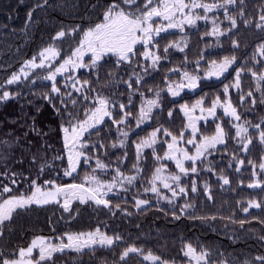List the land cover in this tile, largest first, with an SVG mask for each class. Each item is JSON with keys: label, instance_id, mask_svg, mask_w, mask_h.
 Returning <instances> with one entry per match:
<instances>
[{"label": "trees", "instance_id": "trees-1", "mask_svg": "<svg viewBox=\"0 0 264 264\" xmlns=\"http://www.w3.org/2000/svg\"><path fill=\"white\" fill-rule=\"evenodd\" d=\"M44 2L47 4L42 8H35ZM109 2L0 0V85H3L0 94L5 90L10 93L8 100H0V188L8 185L13 189L3 196L30 195L32 181L44 188L50 187L46 181L59 186L70 183L86 186L90 182H85V178L95 177L99 182L114 185L111 194L104 195L106 191L100 193L109 202L108 206L74 202L67 212L56 203L18 209L11 221L0 226L3 232L0 235V253L10 258L19 248L29 246L36 237L51 239L57 234L87 233L101 227L111 237L119 236L121 239L109 247L55 253L54 264H160V261L197 264L184 255L188 245L196 249L197 254L208 253L207 264H261L256 257L264 256V171L259 168V164L264 163V144L259 141V132L264 130V103L260 102L264 99V81L259 82L257 90V81L251 72H264V57L257 52L259 45L264 44V29L256 27L261 23L260 15L264 14V0H244L243 4L237 0L235 5L214 8L207 13L202 8L192 10L194 16L206 15L208 19H199L195 25L185 23L177 31L153 37L147 50L160 57L155 67L151 60L143 58L145 48L139 45L136 48L141 54L133 57L131 63L105 56L95 68L85 67L57 75L56 83L61 92L57 97L51 93L52 82L44 77L67 58L77 46L80 34L66 35L60 40L53 37L60 30L67 33L76 26L84 30L95 24L102 18ZM198 2L223 4L224 0ZM132 7L134 10L135 6ZM241 10L243 16L240 15ZM227 16L236 19L235 28ZM213 21L219 29L228 26L231 29L227 34L214 35ZM245 21H248L247 25ZM233 41L238 46H234ZM50 45L60 52L51 68L46 63L44 68L25 69L27 78L21 76L16 83H6L13 73L19 74L25 62L33 56L39 63V52ZM232 56L236 60L221 78H201L210 64ZM238 71L240 87L236 88ZM185 73L197 78L196 89L173 97L168 89L178 84ZM73 78L82 83L87 80L88 84L83 87L76 85L81 89L77 92L71 87ZM225 86H228L227 95ZM249 91L253 93L251 97L247 95ZM46 94L53 97L55 106L48 102ZM85 96L88 99H84ZM97 97L109 101L112 118L104 117L102 123L85 133L86 147L79 150L88 159L80 160L76 171L65 176L64 172L69 167L62 131V127L68 126L66 113H73V123L83 120L86 112L90 113L98 106ZM217 97L221 102L230 100L237 109L238 123L247 129L242 136L252 141L246 151L241 138L236 136L234 122L217 110L214 118L198 124L196 139L199 143L202 137L215 135L216 126L220 125L225 131V142L210 148L195 162L196 173H180L171 160L162 159L164 163L153 164L154 173L161 167L170 176L181 177L179 184L187 192V195L182 194V199L176 182L172 180L170 185L177 192L176 196L160 182L161 188L157 193L145 183L141 184L139 179L129 185L113 184L106 174L111 166L108 157L112 158L113 167L122 172L127 162L122 163L121 159L134 160L137 145L148 139L157 128L160 132L156 143L141 148L139 152L155 150L164 153L167 150L164 142L171 140L170 136L163 134L164 130L174 135L184 131L185 142L180 146H187L186 141L191 134L186 130L182 106L191 107L202 101V107L208 109ZM61 100L65 103L62 104ZM72 100L76 101L75 105ZM150 100L156 101V105L137 127L140 109L142 106L146 108ZM120 104L125 105L123 112ZM125 112L131 114L124 124L112 122V119L122 118ZM257 124L260 128L254 127ZM124 132L127 136L122 135ZM187 149L195 151V146H187ZM97 160L105 165L103 169L97 167ZM239 160L243 161V170L232 175L231 170ZM191 164V161H186L185 167ZM251 168H258L259 188L248 187L252 183ZM221 177H226L229 183L224 184ZM13 179L15 184H12ZM193 184L196 192L191 191ZM137 200L147 203L137 206ZM184 200L189 207H178L177 204ZM250 201H255L260 207H249ZM129 246L142 249V254L130 253L121 260V254ZM149 252L160 257V261L144 260V255ZM200 264H205V261Z\"/></svg>", "mask_w": 264, "mask_h": 264}, {"label": "snow or ice", "instance_id": "snow-or-ice-1", "mask_svg": "<svg viewBox=\"0 0 264 264\" xmlns=\"http://www.w3.org/2000/svg\"><path fill=\"white\" fill-rule=\"evenodd\" d=\"M237 0H224L223 4H207L198 2V0H142L141 3H138V0H110V2L105 7L102 18L98 22L88 26L86 29L81 30L79 26H76L70 29L67 33L65 30H60L53 37L54 40H60L66 35H72L73 33H79V39L77 41V46L71 51L66 59L59 64L58 67H55L50 74L44 77L45 80L52 82L51 84V93L56 94L57 97L61 95L60 88L57 87L56 77L57 75L63 74L65 71H68L69 68H85L93 67L95 68L99 61L106 55L111 54L118 58V62L131 63L132 58L140 53V50L136 48L137 44L144 46L145 50L142 55L145 60H151L152 66L155 67L157 62L160 60V57L155 55L153 52L147 50V46L152 42L153 35H159L162 31H166L167 28L177 27L183 23L194 24L196 20L204 19L207 20L208 17L205 15L203 17L196 15L193 16L189 13H185V9L202 8L205 13L212 11L214 8L225 7L226 5H235ZM240 3L243 4L244 0H240ZM135 6L134 10L133 7ZM177 14L182 17L180 20H176ZM240 15L243 16V11L241 10ZM31 16V13H29ZM154 18H161L165 21H168L167 28L164 26L154 27ZM227 19L231 22L233 28L236 27V19L232 16H227ZM259 20L261 23H257L256 27L258 29H264V14L260 15ZM248 21H245L247 25ZM213 34H223L221 33L218 26H216L215 21H213ZM234 46L236 42L233 41ZM171 46V45H170ZM167 48L165 49V52ZM257 52L264 57V44L259 45ZM90 54V65L84 62V57ZM39 63H37V57L33 56L30 60L26 61L24 66L20 69V73H13L11 77L6 81L8 85L18 82L21 79V76L27 78L28 73L25 69H35V68H44L47 63V67H52V62L60 56L59 50L50 45L44 48L39 52ZM236 57L232 56L231 58L225 57L223 62L219 65L214 63V71L209 73V75L219 76L223 72H226L228 68L235 62ZM251 71V70H249ZM251 75L257 81V90H259V82L264 81V72L257 73L255 71L251 72ZM186 78L188 79L187 87L195 88L197 78L194 76H188L185 73ZM138 82V81H137ZM81 84V87L88 84V81L85 80L83 83L79 79L73 78V83L71 85L77 92L81 89L77 88L76 85ZM132 85L129 84V87ZM236 88L240 87V72L236 73ZM3 87V85H0ZM185 87L184 84L177 85V90L172 91L173 95H178V90ZM225 95L228 92V86H225ZM68 95H71L70 93ZM159 93H157V96ZM249 97L253 95L251 91L247 93ZM10 98V93L8 91H3L0 94V100H8ZM45 98L49 103L54 105L53 97L45 95ZM84 99H88L87 96ZM244 97L241 96V101ZM255 100L252 101L255 105ZM261 103H264V99H261ZM61 103L65 102L61 100ZM71 103L75 105L76 101L72 100ZM96 106L90 111V113H85V118L83 120H76L73 123L75 117L73 113L67 112L68 116V126L62 127L64 133V147L67 150L68 158V169L65 170V176H71L73 172L76 171L78 164L80 163V158L84 157L85 160L88 157L83 151L86 147L85 143V133L89 132V129L94 128L97 124L103 122L104 117L112 118V113L109 111V101L104 97H97ZM156 105V101L150 100L147 101V108L141 107L139 117L137 118V127L139 124L146 118L151 111V108ZM202 101H197L196 105H193V110L196 107H200L201 112H204L205 109L201 107ZM221 107L224 110L225 115H230L233 119L239 120L240 116L237 113V109L232 105L230 100L221 102L220 98L217 97L213 100L211 107L206 111L209 116H214L217 107ZM120 109L123 112L125 105L120 104ZM185 115L188 117V128L192 130L191 138L187 139L186 143L195 146V154L191 155L189 150L181 147L180 145L185 142L184 131H181L178 135L164 130L165 136H170L171 140L165 141L167 145V150L163 153V156H156L157 160H171L175 162L176 168L180 173L187 175L190 172L196 173L197 168L195 167V162L201 159L205 152L210 148H215L217 144H223L225 142V131L220 125L216 126V132L213 136H204L201 138L200 142L197 143L196 133L197 128L195 124V119L189 114V109L187 105L182 106L181 109ZM57 112H60V109H56ZM131 113L125 112L124 116L119 120L112 119L114 124H124L127 116ZM172 113L169 112V116ZM203 118V117H201ZM264 123V121H262ZM236 136L241 138L243 144V149L246 151L248 145L252 143L250 138L242 136V133H247V129L241 125H236ZM254 127L260 128V125L257 124ZM160 132V129L157 128L151 133V136L142 141L141 144L137 145V152L143 147H151L156 143L157 133ZM122 135L127 136V133L124 132ZM246 140V142H244ZM259 141L261 144H264V130L259 132ZM122 143V142H121ZM115 147V145H113ZM155 154V150H154ZM59 158V157H58ZM185 161H191L192 164L189 167H185ZM240 164H243V161H239ZM97 167L103 169L105 165L99 160L96 161ZM135 167V165H134ZM261 171H264V163L259 164ZM211 169H209L210 171ZM239 171V168L236 169ZM43 171V169H41ZM162 169L160 167L156 168V173L154 174L151 184V191L157 193L156 181L162 180L164 187L172 191V195L176 196L177 192L172 189L171 185L167 183L168 179L176 182L177 187L179 188L180 193L187 195L186 189L183 186H180L179 181L181 177L179 175H171L167 178H162L160 173ZM255 174V173H254ZM15 175V174H13ZM129 183L135 179V177H126ZM224 184H228L229 180L226 177H221ZM94 182L96 183V188H86L84 184L70 183L67 185L59 186L53 181H46L47 185H50L49 188H44L40 185H37L35 181H32V191L30 195H13L4 197L3 194L11 193L13 189L4 185L0 188V226L4 225L5 222L11 221L13 214L17 212L18 209H25L33 204L35 205H46L50 203L59 204L65 212L70 210V205L73 200L78 199L81 203H84L86 199L94 200L96 204H104L108 206V201L103 199V195H99L101 188L104 187L100 184L95 177H86L85 182ZM16 181L13 179L12 184H15ZM249 187H258L259 183H250ZM109 191L114 185L107 186ZM207 189V185L205 186ZM147 191V189H146ZM192 192H196L195 184L192 185ZM85 193L88 195L86 196ZM61 199L63 203L61 204ZM211 199V196H209ZM171 202V201H169ZM147 201L137 200V206L146 204ZM189 205H185V208ZM249 207L259 208L260 204L255 201L249 202ZM245 212L248 211L247 208L244 209ZM214 219V217H213ZM244 221H241L243 224ZM0 235H3V232L0 231ZM98 237V239H97ZM121 237H110L108 235L102 234L97 230L96 233H80V234H68L67 243L61 239V242L58 244L49 243L44 237H36L31 240V243L27 247H21L12 257H3V253H0V264H44V262H53V256L55 253H63L66 249L81 251L84 247H89L95 243H100L101 245L111 246L115 241L120 240ZM34 250H38V256L34 255ZM130 253L142 254V249H139L135 246L127 247L121 254V260H125ZM184 255L190 257V259L195 260L197 264H200L201 261L206 262V257L208 253L201 252L197 254L196 249L191 245L187 246V250L184 251ZM144 260L148 261H160V257L154 256L151 252L147 255H144ZM256 260L260 261L261 264H264V256L256 257ZM160 264H167L165 261H160Z\"/></svg>", "mask_w": 264, "mask_h": 264}, {"label": "rangeland", "instance_id": "rangeland-1", "mask_svg": "<svg viewBox=\"0 0 264 264\" xmlns=\"http://www.w3.org/2000/svg\"><path fill=\"white\" fill-rule=\"evenodd\" d=\"M187 1V0H186ZM198 1H201V0H198ZM219 8H221V7H219ZM193 11H197V9H192ZM192 10L190 11L189 9H185V13H189L190 12V14L191 15H193L194 16V13L192 12ZM203 17V16H202ZM176 20H180V19H182V17H180V15L179 14H177V16H176V18H175ZM159 20V21H158ZM197 21V20H196ZM167 24H168V21H165V20H163V19H161V18H154V27H159V26H164L165 28H167ZM183 24H185V23H183ZM183 24H181V25H179V26H177V27H172V28H167V30L166 31H162L161 33H165V32H167V31H177V30H179L181 27H182V25ZM196 24V22L194 23V25ZM188 25H190V24H188ZM192 25V24H191ZM231 29V27L230 26H228V27H226V28H220V30H221V32L223 33V34H227L228 32H229V30ZM160 33V34H161ZM217 35H220V34H217ZM157 35H153V37H156ZM139 45H141V44H137L136 46H139ZM106 56H113V57H116V56H114V55H111V54H108V55H106ZM105 57V56H104ZM84 62L86 63V64H90V54L89 55H86L85 57H84ZM223 61H221V62H217V63H215V65H219L220 63H222ZM46 63H48V62H46ZM232 66V65H231ZM230 66V67H231ZM229 67V68H230ZM229 68H228V70H229ZM78 69H80V68H76V69H71V68H69V70L68 71H65L64 73H67V72H69V71H72V72H74V71H77ZM227 70V71H228ZM214 71V63H212V64H210L209 65V67H208V69L202 74V76H201V78H204V79H219V78H221L225 73H227V71L226 72H223L221 75H219V76H216V75H209V73H211V72H213ZM63 73V74H64ZM179 84H184L185 85V87H183V88H180L179 90H178V92H179V94L178 95H173L172 94V91H176L177 90V85H179ZM187 84H188V79L186 78V76L185 75H183V78H182V80L178 83V84H175V85H173V86H171L169 89H168V91H169V93H170V95H172L173 97H178L179 95H181V93L182 92H184V91H190V92H193L195 89H196V87L195 88H189V87H187ZM170 89H172V91H170ZM194 105H196V103L194 104ZM201 107H202V105H201ZM147 108V107H146ZM152 109V108H151ZM188 109L190 110L189 111V114L195 119V124H196V128H197V131H198V124L200 123V122H203V121H206V120H208V119H212V118H214L215 116H216V114L214 115V116H209L208 115V113H207V109L206 108H204L205 109V111L204 112H201V110H200V107H196L194 110H193V106H191V107H188ZM217 110H221L223 113H224V110H223V108H221V107H217L216 108V111ZM182 113L184 114V116H185V119H186V121H187V126H186V130H187V132H189L190 134H191V132H192V130L190 129V128H188V117L185 115V113L182 111ZM216 113V112H215ZM225 114V113H224ZM225 116H227V117H229L233 122H234V124H235V126L236 125H241V124H239L238 123V120H235V119H233L230 115H225ZM201 117H203V118H201ZM97 125H99V124H97ZM242 126V125H241ZM197 134V133H196ZM245 133H242V135H244ZM63 135H64V133H63ZM219 145H221V144H217L216 146H219ZM187 146L189 147L190 146V144H187ZM187 146H185L184 147V145H182V147H184V148H186L187 149ZM190 152V154L191 155H194L195 154V151H189ZM206 153V152H205ZM163 153H161L160 151H155V154H154V151L153 152H137V157L134 159V160H129V159H127V158H122L121 159V162L122 163H124V162H127L126 163V165L124 166V169H123V171L121 172V171H119L117 168H114L113 167V165H112V162H111V157H108V161H109V163H110V167L108 168V170L106 171V174H107V176L108 177H111V179L113 180V184H115V185H129V184H131V183H133L136 179H139V181H140V183L141 184H144L145 183V185H147V186H149V188L151 189V187H152V184H151V181H152V178H153V176H154V174L156 173H154V171H152L153 169V164L155 163V162H157V163H164L163 161H162V159L161 160H157L156 159V156H161ZM150 157V158H146V157ZM83 159H85L84 157H81L80 158V160H83ZM150 159V160H149ZM150 161V162H149ZM240 161V160H239ZM239 161H237L235 164H234V166H233V168H232V170H231V174L232 175H238L242 170H243V164H240L239 163ZM129 162V163H128ZM186 162V161H185ZM175 163V162H174ZM134 165H135V167H134ZM161 168V167H160ZM237 168H239V171H237L236 169ZM162 169V171H161V173H160V175H161V177L162 178H167V177H170V174H168L167 172H165L164 170H163V168H161ZM256 169V170H255ZM257 169L258 168H254V169H252L251 168V170H250V172H249V175H250V177H251V179H252V183H257L258 182V179H259V177L257 176L258 174H257ZM136 173V174H135ZM255 173V174H254ZM126 177H135V179L134 180H132V182L131 183H129L128 182V180L126 179ZM96 179V178H95ZM97 180V179H96ZM170 181H171V179H168L167 180V183H169L170 184ZM90 183L88 184V185H84L86 188H96L97 187V185H96V183H94V182H91V181H89ZM164 186V183H163V179L162 180H157L155 183H156V188H157V190L159 191L160 190V188H161V185H160V183ZM107 183H109V182H107ZM259 183V182H258ZM100 184L101 185H103L104 187H102L101 188V191H100V193L101 192H104V191H106V193L104 194V195H108V194H111L112 193V190H113V187L111 188V190L109 191V189H108V185H110V184H105V183H102V182H100ZM60 186H62V185H60ZM171 187H172V185H171ZM249 187V186H248ZM260 187V183H259V186H258V188ZM250 189H254V188H256V187H249ZM169 190V189H168ZM100 193H99V195H100ZM182 194L183 193H180V199H182ZM85 195L87 196L88 194L87 193H85ZM203 200H205L204 199V197H203ZM186 201H187V199H186ZM186 201L184 200V201H181V202H179V204H177V206L178 207H183V206H185L187 203H186ZM74 202H80L78 199H76V200H73L72 201V203L71 204H73ZM85 202H92V203H94L95 205H98V204H96L95 203V201L94 200H91V199H86L85 200ZM63 203V200L61 199V204ZM33 205H35V204H33ZM99 205H104V204H99ZM105 206V205H104ZM97 230H99V232L100 233H102V234H105V235H108V233L106 232V230L104 229V228H101V227H97L96 229H94L93 231H91V232H87V233H96L97 232ZM87 233H84V234H87ZM75 235V234H74ZM108 236H110V235H108ZM111 237V236H110ZM49 243H52V244H58V243H60L61 242V239H63V241L65 242V243H67V234H65L64 233V235L63 236H60V235H56L55 237H53V238H51L50 239V237H44ZM97 239H98V237H97ZM102 246H107V245H101L100 243H95V244H93V245H91V246H89V247H84V248H82V250H87V249H94V248H97V247H102ZM107 247H109V246H107ZM81 250V251H82ZM65 251H74V250H69V249H66ZM75 252H77V251H75ZM34 255L35 256H38V250H34ZM146 261H148V260H146ZM195 263H196V261L195 260H193ZM148 262H153V261H148ZM155 262H157V261H155ZM167 264H170V263H167Z\"/></svg>", "mask_w": 264, "mask_h": 264}, {"label": "water", "instance_id": "water-1", "mask_svg": "<svg viewBox=\"0 0 264 264\" xmlns=\"http://www.w3.org/2000/svg\"><path fill=\"white\" fill-rule=\"evenodd\" d=\"M44 5H46V3H45ZM41 6H43V5H39V7H41ZM30 13H31V12H30ZM29 18H30V16L28 15V18H27V19L29 20Z\"/></svg>", "mask_w": 264, "mask_h": 264}]
</instances>
